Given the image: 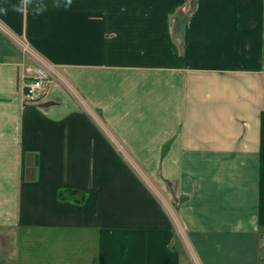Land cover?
Segmentation results:
<instances>
[{
  "label": "crops",
  "instance_id": "1",
  "mask_svg": "<svg viewBox=\"0 0 264 264\" xmlns=\"http://www.w3.org/2000/svg\"><path fill=\"white\" fill-rule=\"evenodd\" d=\"M18 2L77 89L0 29V264H264V0Z\"/></svg>",
  "mask_w": 264,
  "mask_h": 264
},
{
  "label": "built area",
  "instance_id": "2",
  "mask_svg": "<svg viewBox=\"0 0 264 264\" xmlns=\"http://www.w3.org/2000/svg\"><path fill=\"white\" fill-rule=\"evenodd\" d=\"M0 29L3 31V33L13 40L23 51V54L29 58H31L34 61L35 67L33 70L32 75H26V84L24 86V100L27 103H36L42 100L45 92V81L51 76V72H54L59 78L61 79V82H63L64 85H66L71 90H74L73 85L70 83V81L58 71V68L44 59L42 56H40L30 45L28 41L25 39H22L15 34H13L8 28H6L1 22H0ZM24 77V78H25ZM29 77V78H28ZM53 77V76H52ZM86 109L97 118L95 115L96 112L88 106L85 102ZM98 119V118H97ZM178 232V229H177ZM179 234V232H178ZM181 238L182 231L179 234ZM188 243V241L186 242Z\"/></svg>",
  "mask_w": 264,
  "mask_h": 264
},
{
  "label": "rangeland",
  "instance_id": "3",
  "mask_svg": "<svg viewBox=\"0 0 264 264\" xmlns=\"http://www.w3.org/2000/svg\"><path fill=\"white\" fill-rule=\"evenodd\" d=\"M27 59L31 60L32 62H34L31 58L27 57ZM58 71L63 74L64 76H66V78L70 81V83L73 85V87L75 89L76 86L74 84V82L70 79V77L65 73V71L63 69H58ZM53 76V77H52ZM50 80H53L55 83H57L58 85H60V83L63 85V82H61V79L59 78V76H57L54 72H51V76L45 81L44 85H45V89H46V84L50 81ZM64 86V85H63ZM65 87V86H64ZM128 156V155H127ZM129 158V156H128ZM130 159V158H129ZM162 194V193H161ZM160 200L163 202V204L166 206V208H168V210L170 211L171 213V216L174 220V224H175V227L178 229V232L179 234L181 233L182 231V236H183V242H187V234H186V230H185V226L184 224L182 223L180 217H179V212H178V208L176 205L172 204L171 205V201L170 199H167L165 196H162L160 195ZM164 206V207H165ZM180 236V235H179ZM181 237V236H180Z\"/></svg>",
  "mask_w": 264,
  "mask_h": 264
},
{
  "label": "clouds",
  "instance_id": "4",
  "mask_svg": "<svg viewBox=\"0 0 264 264\" xmlns=\"http://www.w3.org/2000/svg\"><path fill=\"white\" fill-rule=\"evenodd\" d=\"M72 0H65L64 8L67 9L71 6ZM55 7L59 8L61 5L57 3ZM29 9L32 10L34 15H39L42 11H44V5L41 4L38 7L34 5V0H19L18 4L13 5L12 10L23 15L26 11ZM0 11H3L5 14H7L8 9H0Z\"/></svg>",
  "mask_w": 264,
  "mask_h": 264
},
{
  "label": "trees",
  "instance_id": "5",
  "mask_svg": "<svg viewBox=\"0 0 264 264\" xmlns=\"http://www.w3.org/2000/svg\"><path fill=\"white\" fill-rule=\"evenodd\" d=\"M64 194H66V191H62L61 195L64 196Z\"/></svg>",
  "mask_w": 264,
  "mask_h": 264
}]
</instances>
